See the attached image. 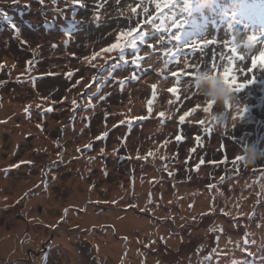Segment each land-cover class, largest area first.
Listing matches in <instances>:
<instances>
[{"label": "rangeland", "instance_id": "374dc122", "mask_svg": "<svg viewBox=\"0 0 264 264\" xmlns=\"http://www.w3.org/2000/svg\"><path fill=\"white\" fill-rule=\"evenodd\" d=\"M248 4L253 7L245 14ZM129 5L141 6L132 13ZM177 5L180 23L170 29V24L154 28L142 23L148 16L159 23L173 11L168 8L158 13L151 0H0V194L10 199L0 209L4 228L0 241L12 237L15 226L25 221L19 234L34 250L33 259L41 261L45 255L53 259L45 264H71L55 243L66 232L74 237L75 254L84 257L85 264H98L99 241L106 246L110 238L120 241L121 249L116 257L108 254L104 264H132L129 248L149 255L147 262L135 264H264V257L257 254L258 241L247 231L249 225L256 228L264 216V159L248 167L240 161L238 169L232 163L243 144L264 147V69L257 66L247 72L251 55H257L264 45L231 65L238 83L256 77L254 83L234 93L239 106L248 105L247 124L231 119L235 106L228 112L226 126L215 125L208 133L206 103L195 92L182 89V82L191 77L182 78L178 93L167 91L175 85L170 73L185 68V60L200 69L214 60L221 72L229 66L226 58L232 53L223 41L233 35L244 40L248 34L257 35L261 23L256 16L263 15V20L264 0H177ZM138 22V32L147 35L137 40L136 47L124 49L127 62L119 58L118 50L101 53ZM108 32L113 35L103 37ZM213 37L214 44L185 47ZM137 56L144 59L132 63ZM133 73L139 79H131ZM124 79L121 88L119 81ZM152 84L157 85V94L149 116ZM91 93H96L93 106L86 108ZM26 106H30L28 113ZM49 107L52 111H46ZM193 108L181 124L179 116ZM161 111L166 113L163 124L156 115ZM145 116L133 120L131 126L127 123L132 117ZM201 120L206 123L199 124ZM105 131L108 135L101 136ZM178 134L183 137L180 142L175 140ZM195 135L201 137L199 142ZM89 143L92 147L85 148ZM76 147L81 150L74 152ZM155 150L162 151L164 159L148 155ZM58 152L62 153L59 158ZM201 157L204 163L195 169ZM22 160L32 163L9 168ZM209 184L216 187L210 190ZM80 186L86 187L84 198L74 205L71 202ZM155 193L160 201L149 200ZM235 195L240 198L233 199ZM183 198L193 201L192 206L201 203V215L188 216L192 207L181 205ZM240 199L246 206L237 207L235 202ZM88 210L101 220L82 222ZM37 215L43 218L34 221ZM132 216L146 223L134 225ZM75 217L78 226L68 224ZM180 223L183 226L177 230ZM32 225L38 227L37 232L31 230ZM186 228L191 232L189 238ZM106 233L110 238L100 237ZM237 237H247L249 242L243 239L244 247L231 246ZM12 251L0 256V264L4 259L10 262ZM17 258L24 257L17 256L10 264ZM27 258L22 262L32 263Z\"/></svg>", "mask_w": 264, "mask_h": 264}, {"label": "snow or ice", "instance_id": "6c2138e0", "mask_svg": "<svg viewBox=\"0 0 264 264\" xmlns=\"http://www.w3.org/2000/svg\"><path fill=\"white\" fill-rule=\"evenodd\" d=\"M73 3H79L80 0H72ZM151 3H153L155 5V8L157 10V12H162L164 9H168V8H172L173 11L172 13L169 15V16H163L160 18L159 20V23H156V18L153 17V16H148L146 20H144L142 23L143 24H152V26L154 28H160L162 25L166 26V25H169L170 24V29H176L178 26H179V23H180V18H177V10H179L178 8V5H177V0H151ZM141 5H137L136 7H132L131 5H129V8L131 9V12L132 13H136L137 11V7H140ZM148 9L145 7L144 8V12L147 13ZM141 27V23L138 22L136 27H130L127 31H123L120 33V35L117 37V42L115 43H112L110 44L108 47L104 48V49H101V53L103 52H112L113 50H118L119 51V58L125 62H127L126 60V57L124 55V49L126 47H136V43H137V40H142V39H145V36L147 34H145L143 37H142V33L144 32H138V29ZM170 29H167V30H170ZM237 37L235 35H233L231 37L230 40H224L223 43L226 47H229L232 55H229L227 56V61L229 63V66H224L223 67V71H218L217 70V64L215 63V61L213 60V62L211 63V65L208 67L209 69H211V73L213 76H220L224 82V84L228 87V90L232 93H239L242 89L246 88L248 85L252 84L255 82L256 80V77L255 76H252L251 79H245L243 82H240L238 83L237 82V76L236 75H233V67H231V65H233L235 63L236 60H241L243 61L245 59V57L243 55H241L238 51V48L239 47H247V48H251V49H254L257 42L261 45H264V39H260V37H258L255 33H252V34H248L246 36V39L244 40V43L243 44H240L238 45L237 44ZM159 43V42H158ZM216 43V37H213L211 40H208V39H204V40H199V41H196L194 44L192 45H186L185 47L186 48H191V49H197V48H202L204 46H207V45H211V44H214ZM149 48H152L154 51H156V47L152 44H149L148 45ZM166 52H170L171 50L170 49H165ZM97 55H100V53H93V56H97ZM223 58V57H222ZM87 59V58H85ZM144 59V57H140V56H137L135 58H133L132 60V63H137L139 60H142ZM177 63H179V60H177ZM185 65L186 67L185 68H181L179 71H172L170 73V77L171 78H174L175 80V85L174 86H171L167 89V91L169 93H173V94H176L179 92V86L181 85V82H182V78L183 77H191V79L194 77L195 73L197 71L200 70V65H188V62L187 60H185ZM257 66H259L261 69H264V47H261L260 50H259V53L257 55H251V67H249L247 69V72L248 73H251L253 71L254 68H256ZM189 68H192L193 70L192 71H189L188 69ZM161 72L164 71V69H161L160 70ZM109 75H112L111 72H109ZM95 79V77L93 78ZM131 79L133 80H137L139 79L138 76H136L135 73L132 74L131 76ZM126 82V79L124 80H120L119 81V84L121 86V88L124 87V84ZM79 83V81H78ZM153 91H152V98L154 99L156 97V88H157V85L156 84H152L151 85ZM99 91V87H97V92ZM96 93H91L89 95V98H88V103L86 105H84V107H92V97L95 96ZM179 98V97H177ZM105 97L104 96H100V100H104ZM76 100H73L72 101V104L75 106L76 105ZM152 103H153V100L152 99H149L148 100V114L149 116L152 114ZM29 107L30 106H26L24 108V112L25 113H28L29 112ZM36 107H41L39 104L36 105ZM199 107V106H197ZM213 108V102L212 101H208L206 102V106L203 107V111L205 113H210V110ZM232 108V105L228 102L225 103V113L224 115L222 116V119H221V122L217 125H225L226 126V122L228 120V112L229 110H231ZM237 110L236 112L231 116V119L233 121H235L237 118L239 119H243L245 114L247 113L248 111V105H243L242 107L237 105L236 106ZM46 111H52V108L49 107L46 109ZM195 111V108L193 109H190L189 111H185L182 115L179 116V122L182 124L184 123L185 121V118L186 117H189L190 113ZM159 118H161V124L164 123V119L166 117V113L161 111V112H158L156 114ZM148 117L145 116V117H132L131 119H129L127 121V123L129 124V126H131L132 124V121L133 120H137V119H140V120H143V119H147ZM121 124L125 123L124 120H121L120 121ZM199 124L201 125H204L206 122L204 120H201V121H198ZM208 124H210L211 126L210 127H206L205 128V131L210 133L212 131V127H214L215 125L213 124L212 121H209ZM38 128L41 127V125H37ZM108 133L105 131L103 133H101V136H107ZM101 136H97L96 139L99 140L101 139ZM195 140L197 142H199L201 140V137L199 135H195ZM183 137L181 135H176L175 136V140L177 142H180L182 141ZM244 146V144H243ZM85 148H91L92 147V144L89 143L87 145L84 146ZM221 147H223V145H221ZM81 149L80 148H77V152H79ZM190 151H195V149H192ZM101 152H103V149H101ZM148 155H154L152 152H149ZM57 156L58 158L62 156V153H57ZM138 158H141L138 156ZM143 158H146V157H143ZM161 159H164L163 156L160 157ZM242 160V157L240 155L234 157V159L232 160V163L233 165H236L237 166V169L239 167V162ZM224 161H221V163H223ZM25 163H32V161H20L18 164H12L9 166V168H17L20 166V164H25ZM185 163H187V161H185ZM204 163V159L203 157L200 158V162L198 164L195 165V169H199L200 166ZM209 163H216L215 161H209ZM165 170H167V166H165ZM5 172L8 171V169H4ZM168 175L169 176H172L173 173L171 171L168 172ZM262 176H264V173H261ZM221 181H223L224 177H221L220 178ZM216 187L215 185L213 184H209L208 185V188L211 190L212 188ZM264 187V186H262ZM217 191H219V189L217 188ZM27 195V194H26ZM259 195V194H258ZM149 200H151V195L149 196ZM113 203H115V201H113ZM189 207H191V205H189ZM238 207V205H237ZM213 209H210V211H212ZM68 210L66 209L65 212H67ZM221 211H224L223 209H221ZM226 215L227 214H230V213H225ZM63 219V217H62ZM161 239H163V237H161ZM245 244H247L249 241L247 240V237H245L244 241H243ZM252 243H255V241H251ZM233 264H235V262H233Z\"/></svg>", "mask_w": 264, "mask_h": 264}, {"label": "bare ground", "instance_id": "6f19581e", "mask_svg": "<svg viewBox=\"0 0 264 264\" xmlns=\"http://www.w3.org/2000/svg\"><path fill=\"white\" fill-rule=\"evenodd\" d=\"M53 1H55V0H53ZM20 6H21V3H20ZM192 23H194V22H192ZM154 99L152 98V100H154ZM236 110L237 109L234 110V113L236 112ZM246 114H245L244 118L242 120H240V121H243L244 124H247L248 121L250 120L247 117ZM17 138H20V137H17ZM77 148L78 147H76V149L74 150V152L77 151ZM161 152L159 150H155V152L153 154L157 158H160ZM118 166L121 167V163H118ZM261 179H264V176ZM22 184H23L22 185L23 188H26L27 187L26 184H24V183H22ZM93 184H94V182H93ZM88 186L91 187L92 189H95V185H93V186L92 185H88ZM85 188L86 187L83 188L82 186L78 187L79 190L76 192L75 199L74 200L72 199V202H71L72 204L75 205L77 202L81 201L84 198V192L83 191H85ZM0 189H3L2 186H0ZM112 193H114V190L112 191ZM3 194L4 193L0 194V209L1 210L3 209L4 202L5 203H9L10 202V199L7 196H4ZM262 194L264 195V192H262ZM182 197H184V195ZM235 198L239 199L240 197L238 195H235L233 197V199H235ZM39 199H41V198H39ZM44 199H46V198H44ZM151 200H153V201H160V199L157 197L156 193L154 195H151ZM244 201H245L244 199H240L239 201H237L235 203L239 207H242V206H246V205H241V203H240V202H244ZM192 202L193 201H191V200H186L185 198H183V201H181L180 204L181 205H186V204L187 205H191ZM195 204H198V203L194 202V205ZM194 205L193 206L191 205L192 211H191V213L190 212L188 213V216H191L192 218H196V217L200 216L201 215L200 213L202 212L201 210L204 209V206L201 205V203L199 205H196V206H194ZM164 207H166V205H164ZM26 208H28V205L27 206H24V209H26ZM25 213L28 216L31 214L30 211H27V212L25 211ZM93 214L94 213H92L91 210H88L87 211V214L85 216H83L82 218H80V219H81L82 222H85L86 221V223L87 222H93V221H99V220H101L100 218L95 217V215H93ZM260 214L261 213H259V216H260ZM45 217L48 218L47 216H45ZM164 217H166V213L163 214V218ZM42 218H43V215H41V216H38L37 215L36 218H34L35 219L34 221H40ZM76 218L77 217H75V219H73L74 222H72V223L70 221H68V224H72V226H78L79 223L77 222V219ZM259 219L261 220V222L258 223V225L256 226V228H255L254 225H249L248 228H247V231H249L255 237V239L258 241L257 243H255V244H257L256 250H257L258 256L264 257V250H263L264 249V216L259 217ZM30 220L34 224V221L31 218H30ZM135 220H137V222H135ZM179 221L180 222H183L182 219H179ZM130 222H132L134 225H136V223L137 224H141V223L145 224L146 223L145 220H141L140 218L136 219L135 216H132L130 218ZM24 226H25V221L19 222L15 226L16 227V229H15L16 232L14 234H11L12 237H7L4 240L0 241V256L6 255L10 251V249L13 248V251L11 252V254H13V253L14 254L13 255L10 254V256H9L10 257V262L11 261H14V258H16L17 256H23L24 258L25 257H29V258H27V260H29V259L32 258V263H27V264H45V262H46L47 259H52V258L50 256H48V255H45L44 257L41 258V261L35 259L36 257L33 259L32 252L34 250L31 248V246L28 244V242L26 243L27 245L25 244V241L22 240L21 234H19V231ZM182 226H183V223H180L177 230L181 229ZM173 227H174V225H173ZM32 228L35 229V232H37V230H36V229H38L37 226H33L32 225L31 226V230H32ZM186 229H187V233L186 234H187V236L189 238L191 232H189L188 228H186ZM2 234H4V228L2 226H0V235H2ZM68 234L69 233L66 232L65 234H62L61 236H57V237L54 236L53 237V240L56 237V239H55L56 245L64 251V254L67 256V258L68 257L70 258L69 261H70L71 264H85L86 263L85 262V258L82 257L81 255H76L75 254L77 252V250H78L77 249L78 248L77 247V244L74 243V237H72V236L69 237ZM109 235H111V234L110 233L101 234L100 237L101 236L106 237L105 238V240H106L107 238H110ZM192 237H194V236L192 235ZM96 239H97V237H96ZM131 239H133V237H130V240ZM243 239H245V238H243ZM95 240H93V241H95ZM172 240L173 239H171V241ZM242 240L237 237V239H234V240L231 241L230 245L231 246H236V247H244V244H243ZM127 241H128V239H127ZM99 242H100V246H99V251H98V254H99V256H98L99 257L98 264H104L105 261H106V259H108L107 258L108 257V254L110 255V257H116V254H117L116 251L119 250V252H120V249H121V245H120L121 242L120 241L118 242L115 239L114 240H111V238H110V242L106 246L103 245L102 240H100ZM95 244L97 245L96 242H95ZM133 244H134V242H133ZM245 246H247V245H245ZM25 247H26V249H25ZM241 249L239 248V250H241ZM73 250H75V252ZM103 251H104V253H103ZM143 252H144V250L139 249V248H137V249L129 248V254H130L129 260L131 261V263L132 264H135V263L140 262L142 260L144 262H147L149 255L148 254H145V252L144 253ZM239 252L240 251H238L237 253H239ZM24 258L23 259L17 258L18 261H15V264H26V263L22 262V261L25 260ZM104 258H105V260H103ZM117 259H118V257H117ZM4 261L5 262H3V264H10L9 259H4ZM52 261H53V259H52Z\"/></svg>", "mask_w": 264, "mask_h": 264}, {"label": "clouds", "instance_id": "9594fccd", "mask_svg": "<svg viewBox=\"0 0 264 264\" xmlns=\"http://www.w3.org/2000/svg\"><path fill=\"white\" fill-rule=\"evenodd\" d=\"M238 37L237 44L244 43V37ZM251 48L242 47L241 55L247 56L251 52ZM184 92L193 91L202 98V102H213L214 111L208 113L207 119L212 121L214 125L221 122L222 116L225 113V103L228 102L232 107L237 106L239 98L228 90L220 76H213L211 69L205 67L197 71L194 77L188 81L182 82ZM242 157L241 163L245 166H252L258 160L264 159V147L254 145L249 142L241 148L240 154Z\"/></svg>", "mask_w": 264, "mask_h": 264}, {"label": "trees", "instance_id": "16d2710c", "mask_svg": "<svg viewBox=\"0 0 264 264\" xmlns=\"http://www.w3.org/2000/svg\"><path fill=\"white\" fill-rule=\"evenodd\" d=\"M112 35H113L112 32H108V33H106L105 36H103V37H105V38H110ZM105 38H104V39H105Z\"/></svg>", "mask_w": 264, "mask_h": 264}]
</instances>
